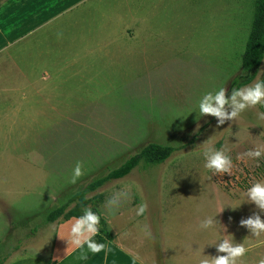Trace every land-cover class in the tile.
<instances>
[{
	"label": "rangeland",
	"instance_id": "rangeland-1",
	"mask_svg": "<svg viewBox=\"0 0 264 264\" xmlns=\"http://www.w3.org/2000/svg\"><path fill=\"white\" fill-rule=\"evenodd\" d=\"M254 1L71 0L69 10L59 5L23 33L5 30L0 231L6 228V241L9 229L17 236L28 230L34 239L14 241L19 253L30 250L45 264L58 258L69 242L67 226L55 229L66 221L46 223L47 213L154 142L174 150L161 163L141 160L130 174L87 192V212L99 205L113 212V202H149L136 225L154 226L166 236L164 244L187 251L170 256L169 248L170 264L224 256L216 245L228 237L249 248L237 264L264 257V233L253 235L241 224L255 217L264 222V210L246 195L253 182H264V153L245 155L264 147V106L227 118L233 106L225 104L222 121L199 111L204 98L214 104L220 90L230 100ZM262 80L264 57L237 90ZM217 151L229 160L227 172L204 167ZM77 162L81 174L73 179ZM208 219L211 228L201 229Z\"/></svg>",
	"mask_w": 264,
	"mask_h": 264
},
{
	"label": "crops",
	"instance_id": "crops-1",
	"mask_svg": "<svg viewBox=\"0 0 264 264\" xmlns=\"http://www.w3.org/2000/svg\"><path fill=\"white\" fill-rule=\"evenodd\" d=\"M70 4L71 0H0V37L5 39L6 35L4 33H7L6 31H8V33L12 32V34L15 32H17V34L23 33L30 27V25H35L43 16H46L48 13L55 10L57 6L60 5L63 9L69 10ZM100 201L102 203V199ZM100 201L98 204H100ZM136 203L137 201L133 203L127 202L125 205L120 206L119 203L113 202V206L109 207L113 212L103 210L102 205H99L98 209H95L96 213L111 233V238L104 242L111 251L107 252V255H105L104 252L91 254L88 259L84 260L81 264H170L166 259L169 248L170 250H173L170 252V256H179L182 254L181 251L187 253V251H184L183 249L175 251L174 244H164L162 239L166 241V236L162 235L161 238L159 231L155 230L154 226L151 228L144 223L136 225V222L144 219V215L147 214L145 211L141 216H136L135 210L141 205ZM147 204L145 205L150 207V203L148 202ZM112 213L116 214V217H111ZM72 218L73 217H70L64 220L69 222ZM54 221H52V223ZM59 225H61V223ZM9 227H12L11 223L9 224ZM5 229L6 228L4 227L1 231ZM181 230L187 232L188 227H181ZM1 231L0 264H45L44 259H42L37 253L34 254L33 252H30V250H25L23 253H19L18 249L21 248V246L14 245L15 240H24L26 242L31 236L32 239H34L33 233L27 230L25 234L17 236L9 229L10 232L8 235L10 237L7 242V236ZM145 231L151 233L150 237L145 235ZM173 233H175L174 236L179 234L176 230H174ZM154 237L156 238V241L153 240ZM172 239L173 238L170 237V240ZM159 240H161L160 243ZM24 245L26 246L25 243ZM33 245H35V243ZM70 247L71 245L69 243L66 244V246L58 252L60 258L47 259V264H59L70 254L68 251ZM53 252L55 253V250ZM25 255H28L30 258L27 260L18 258L24 257Z\"/></svg>",
	"mask_w": 264,
	"mask_h": 264
},
{
	"label": "clouds",
	"instance_id": "clouds-1",
	"mask_svg": "<svg viewBox=\"0 0 264 264\" xmlns=\"http://www.w3.org/2000/svg\"><path fill=\"white\" fill-rule=\"evenodd\" d=\"M239 97V102H237ZM214 104L206 96L199 105V111L201 114H210L220 118L222 121L226 114L223 110L225 104L230 103L233 106V110L227 114V118L235 117L240 110H243L246 106H254L260 104L264 106V87L260 83H256L252 87H247L243 91L236 90L232 93L230 100H225L223 90H220L213 98ZM264 153V147H256L254 150L245 153L249 157H260ZM206 169L214 170L215 172H227L229 170V160L221 152H214L204 165ZM81 168L79 162L73 168V179L80 176ZM246 195L249 200L256 204L261 210H264V182H253L251 186L246 190ZM146 210V205L141 204L136 210L135 215L141 216ZM99 218L97 215L91 214L85 211L84 215L78 218H74V222L70 225L66 222L63 225L57 226L56 232H59L60 228L67 226L66 239L71 247L68 249L69 253L77 249H86L87 253L97 254L107 252L111 249L105 243H97L93 240V237L97 234ZM241 224L248 227L253 235L259 236L264 233V222H261L259 217L248 218L241 221ZM201 229H210L211 220H205L199 224ZM146 236L151 235L149 232H145ZM218 252H223L226 255L216 256L209 259H201L199 264H237L239 258L243 257L249 248L242 244L233 245L230 242V237L223 238L221 242L216 245ZM20 259H29L28 255L24 257H18ZM82 260H87V254H82L80 257ZM135 259V258H134ZM256 264H264V257H260Z\"/></svg>",
	"mask_w": 264,
	"mask_h": 264
},
{
	"label": "trees",
	"instance_id": "trees-1",
	"mask_svg": "<svg viewBox=\"0 0 264 264\" xmlns=\"http://www.w3.org/2000/svg\"><path fill=\"white\" fill-rule=\"evenodd\" d=\"M263 57L264 0H255L249 32L241 55V74L232 79V84L234 85L233 91H236L240 86L247 84L253 79ZM260 84L263 86L264 80ZM173 150L174 147L170 145H161L154 142L146 143L139 151L127 157L121 164L110 169L103 176L92 179L85 187L74 192L65 202L51 209L45 217L46 222H52L58 218L67 219L83 216L85 211H87V204L91 201V198L86 196L87 192L96 190L108 180L124 177L141 160L145 164L161 163L170 156ZM89 212L97 215L99 218L97 234L93 237V240L97 243H104L107 239L111 238V233L96 211L90 210ZM82 254H87L88 257L91 255V253H87L86 249H77L65 257L59 264H81L84 261L79 258Z\"/></svg>",
	"mask_w": 264,
	"mask_h": 264
},
{
	"label": "built area",
	"instance_id": "built-area-1",
	"mask_svg": "<svg viewBox=\"0 0 264 264\" xmlns=\"http://www.w3.org/2000/svg\"><path fill=\"white\" fill-rule=\"evenodd\" d=\"M92 214V213H91Z\"/></svg>",
	"mask_w": 264,
	"mask_h": 264
}]
</instances>
